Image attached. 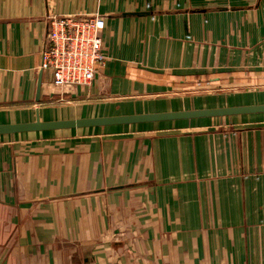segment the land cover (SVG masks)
<instances>
[{
	"label": "crops",
	"instance_id": "1",
	"mask_svg": "<svg viewBox=\"0 0 264 264\" xmlns=\"http://www.w3.org/2000/svg\"><path fill=\"white\" fill-rule=\"evenodd\" d=\"M95 13L36 99L46 15ZM258 104L264 0H0V124ZM0 264H264V112L0 134Z\"/></svg>",
	"mask_w": 264,
	"mask_h": 264
},
{
	"label": "built area",
	"instance_id": "2",
	"mask_svg": "<svg viewBox=\"0 0 264 264\" xmlns=\"http://www.w3.org/2000/svg\"><path fill=\"white\" fill-rule=\"evenodd\" d=\"M40 70L56 87L89 86L101 68L104 19L99 14H47Z\"/></svg>",
	"mask_w": 264,
	"mask_h": 264
},
{
	"label": "water",
	"instance_id": "3",
	"mask_svg": "<svg viewBox=\"0 0 264 264\" xmlns=\"http://www.w3.org/2000/svg\"><path fill=\"white\" fill-rule=\"evenodd\" d=\"M41 79H42V70L38 74L36 99H38L39 97ZM258 112H264V104L228 106V107L193 109V110L158 112V113L118 115V116H103V117L66 119V120H53V121H40L39 118L36 117V120L32 122L0 124V134H13L16 132L53 130V129H63V128L130 124V123L186 119V118H196V117H210V116L223 117V116L250 114V113H258Z\"/></svg>",
	"mask_w": 264,
	"mask_h": 264
}]
</instances>
